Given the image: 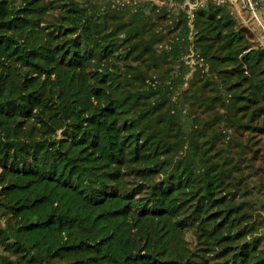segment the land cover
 Returning a JSON list of instances; mask_svg holds the SVG:
<instances>
[{
    "label": "trees",
    "instance_id": "1",
    "mask_svg": "<svg viewBox=\"0 0 264 264\" xmlns=\"http://www.w3.org/2000/svg\"><path fill=\"white\" fill-rule=\"evenodd\" d=\"M217 3L192 29L179 11L157 52L151 2L0 0V264H264L238 166L198 146L178 107L192 46L219 78L203 86L231 92L221 116L264 122L260 35ZM168 59L167 81L141 68Z\"/></svg>",
    "mask_w": 264,
    "mask_h": 264
},
{
    "label": "rangeland",
    "instance_id": "2",
    "mask_svg": "<svg viewBox=\"0 0 264 264\" xmlns=\"http://www.w3.org/2000/svg\"><path fill=\"white\" fill-rule=\"evenodd\" d=\"M94 1L102 6H111L115 9L123 8L125 5H134V3L139 1L151 2L153 6L149 14L158 16L153 19V23L149 24L147 34L149 36L154 35V49L157 52H163V50L169 49L173 42V36L176 34V31L173 30V23L180 20L179 11L189 15V25L192 29L191 22L194 12L206 0H183L182 3H174L172 0ZM213 1L218 2L217 4H230L229 11L237 25L258 33L257 35L260 36H256L260 38L261 45L264 47L263 34L253 29V23L249 15L240 5L236 7L226 1L224 3L218 0ZM54 14L57 15V13ZM253 40L252 38L248 39L249 43L253 42ZM182 59L191 69L184 75L186 83L178 90L185 95L182 99V104L178 107H182L183 112L185 110L190 116L191 124L195 125L194 135L197 138L198 146H203L205 142L212 141V152L219 154L217 159L223 157L229 168L238 166L239 170L234 174L242 177V181H238V184L240 183L239 187L243 190H248L247 192L250 193L248 200L253 203V209L250 212L253 217L258 219L254 232H259L258 234L264 237V135L258 129L254 131L249 127H245V124L263 125V119L258 118L250 122V112L248 110V112H237L231 121H226L221 116L226 107L222 104H228L227 99L231 92L228 90L222 92L223 87L221 85L216 86L213 83L203 86L205 78H212V81L219 78L216 72L211 74L209 65L202 64L200 60L196 59L192 46L189 47L188 53ZM172 60L168 59L170 63L163 64L158 74H154L152 68H146L144 65L141 68L154 81H167L170 75L176 76L179 74V64L171 63ZM130 64L136 65L134 62ZM211 97H216L217 99L212 100ZM223 98L226 99L223 100ZM0 216H3L2 208H0ZM2 218L0 224H2ZM54 264H69V262L57 260L54 261Z\"/></svg>",
    "mask_w": 264,
    "mask_h": 264
},
{
    "label": "built area",
    "instance_id": "3",
    "mask_svg": "<svg viewBox=\"0 0 264 264\" xmlns=\"http://www.w3.org/2000/svg\"><path fill=\"white\" fill-rule=\"evenodd\" d=\"M227 1L234 6H241L249 15L253 29L260 31L264 36V0H218Z\"/></svg>",
    "mask_w": 264,
    "mask_h": 264
}]
</instances>
